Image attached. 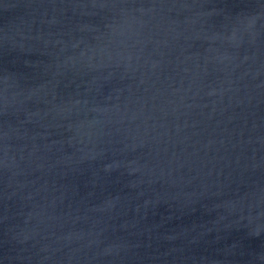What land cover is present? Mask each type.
Returning a JSON list of instances; mask_svg holds the SVG:
<instances>
[{
    "label": "water",
    "instance_id": "obj_1",
    "mask_svg": "<svg viewBox=\"0 0 264 264\" xmlns=\"http://www.w3.org/2000/svg\"><path fill=\"white\" fill-rule=\"evenodd\" d=\"M0 264H264V0H0Z\"/></svg>",
    "mask_w": 264,
    "mask_h": 264
}]
</instances>
